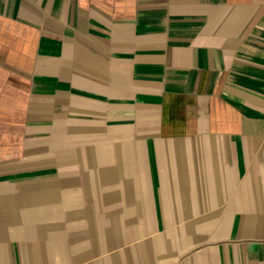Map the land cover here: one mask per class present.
<instances>
[{
	"label": "crops",
	"instance_id": "crops-1",
	"mask_svg": "<svg viewBox=\"0 0 264 264\" xmlns=\"http://www.w3.org/2000/svg\"><path fill=\"white\" fill-rule=\"evenodd\" d=\"M0 264H264V0H0Z\"/></svg>",
	"mask_w": 264,
	"mask_h": 264
}]
</instances>
